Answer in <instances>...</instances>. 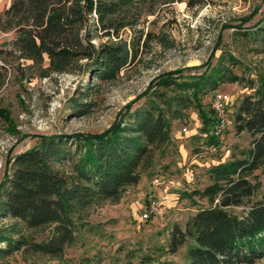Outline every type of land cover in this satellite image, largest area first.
Instances as JSON below:
<instances>
[{"label":"rangeland","instance_id":"374dc122","mask_svg":"<svg viewBox=\"0 0 264 264\" xmlns=\"http://www.w3.org/2000/svg\"><path fill=\"white\" fill-rule=\"evenodd\" d=\"M10 2L0 0V16ZM121 4L117 13L125 25L118 28L119 34L106 35L92 26L96 45L140 40L132 63L113 79L95 77L83 71V66L52 71L47 61L0 53L4 64L0 67V108L8 113L7 118L0 117V264H138L146 256L155 262L189 264L194 239L187 236L173 251V230H186L197 209L209 205L208 198L198 193L212 183L209 169L244 157L252 144L251 136L238 132L234 120L242 97L264 78V39L250 35V28L252 33L257 29L254 23L264 18V0H125ZM15 37L14 31L2 30L0 48L9 47ZM196 65L201 67L185 70ZM210 66L218 67L225 77L217 88L200 93L203 114L194 104L185 108L181 118L173 121L171 141L157 152L151 165L139 169V182L117 197L96 199L75 218V237L61 256L35 251L26 244L9 249L11 241L23 236L28 242L42 241L53 228H31L7 215L5 176L11 173L13 156L37 146L42 135L101 132L145 91L132 109L147 107L153 90L162 89L156 83L161 73L177 69L194 73ZM215 91L228 94L231 120L224 136L216 140L207 134ZM132 118L128 114L126 120ZM75 146L69 137L68 149L73 152ZM53 164L66 172L73 168L70 157ZM247 178L255 186L254 195L241 205L227 207L230 212L242 213L262 197L264 164ZM162 194H167L163 210L142 220L149 198ZM254 264H264V257Z\"/></svg>","mask_w":264,"mask_h":264},{"label":"trees","instance_id":"16d2710c","mask_svg":"<svg viewBox=\"0 0 264 264\" xmlns=\"http://www.w3.org/2000/svg\"><path fill=\"white\" fill-rule=\"evenodd\" d=\"M122 1L125 0H11L0 16V28L14 31L16 37L9 47L0 48V53L19 54V58L39 63L47 61V69L52 71L83 66V71L95 77L113 79L132 63L140 40L134 37L119 44L96 45L92 26L105 30L106 35L112 31L119 34L118 28L125 25L117 13ZM254 26L257 29L252 33L250 28V35H262L264 39V18ZM183 71L161 73L156 83L162 89L151 92L154 98L148 106L132 109L147 94L145 91L103 131L42 135L37 146L13 156L9 161L11 173L5 176L9 183L3 202L7 215L31 228H53L42 241L28 242L23 236L11 241L9 249L26 244L35 251L61 256L65 245L75 237V218L83 210L96 199L117 197L139 182V169L151 165L157 152L171 141L173 121L192 104L203 114L200 93L217 88L225 77L215 66L201 72ZM152 85L153 82L149 88ZM128 114L133 115L132 120H126ZM0 117H8L1 108ZM206 118L204 115L203 120ZM234 124L238 132L246 131L252 138L246 155L209 169L212 183L198 191L208 198L209 205L197 209L187 221L186 230L177 227L172 233L173 251L187 236L194 239L189 264H254L264 257V193L242 213L227 210L254 195L255 186L247 174L264 164V78L240 100ZM69 137L75 141L73 152L67 147ZM64 157L73 162L71 172L53 164ZM138 264L177 263L155 262L146 256Z\"/></svg>","mask_w":264,"mask_h":264},{"label":"built area","instance_id":"2783aa9c","mask_svg":"<svg viewBox=\"0 0 264 264\" xmlns=\"http://www.w3.org/2000/svg\"><path fill=\"white\" fill-rule=\"evenodd\" d=\"M2 30L0 28V35ZM3 61L0 58V67H2ZM228 101L229 96L225 92L215 91L213 94L211 108L212 116L210 119V125L207 130L209 137L213 139H220L224 136V132L231 123V120L228 117ZM184 130H187V127H184ZM167 198V194H162L160 197H150L147 206L144 212L141 214V219L146 220L154 213H160L164 208V202Z\"/></svg>","mask_w":264,"mask_h":264}]
</instances>
